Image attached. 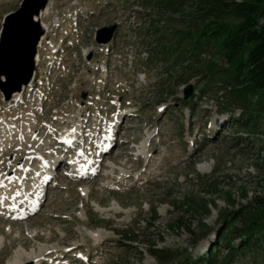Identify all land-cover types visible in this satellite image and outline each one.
Returning a JSON list of instances; mask_svg holds the SVG:
<instances>
[{
	"label": "rangeland",
	"instance_id": "374dc122",
	"mask_svg": "<svg viewBox=\"0 0 264 264\" xmlns=\"http://www.w3.org/2000/svg\"><path fill=\"white\" fill-rule=\"evenodd\" d=\"M21 1L0 0V31ZM208 4L51 0L31 84L20 100L0 90V264L17 254L28 264L206 258L233 212L264 197V117L246 118L217 47L179 40ZM71 129L72 145L60 143ZM73 150L89 162L84 174Z\"/></svg>",
	"mask_w": 264,
	"mask_h": 264
},
{
	"label": "trees",
	"instance_id": "16d2710c",
	"mask_svg": "<svg viewBox=\"0 0 264 264\" xmlns=\"http://www.w3.org/2000/svg\"><path fill=\"white\" fill-rule=\"evenodd\" d=\"M207 1L209 4L201 13L203 20L195 19L179 40L188 37L186 42L195 51L217 47L229 65L221 70L226 71L223 81L229 83L244 107L251 109L245 113L246 118L264 117V0ZM215 71L218 70L211 73ZM250 97L255 98L253 103ZM217 238L208 257H188L178 264H231L247 256L264 260V197H259L253 208L235 210ZM221 247L226 252L219 259ZM150 251L159 259L162 254L166 256L157 248Z\"/></svg>",
	"mask_w": 264,
	"mask_h": 264
},
{
	"label": "water",
	"instance_id": "95a60500",
	"mask_svg": "<svg viewBox=\"0 0 264 264\" xmlns=\"http://www.w3.org/2000/svg\"><path fill=\"white\" fill-rule=\"evenodd\" d=\"M50 5L51 0H22L18 9L4 16L0 31V90L7 101L18 97L34 78L38 47L47 34L42 18ZM116 29L117 24L100 28L97 41L110 42ZM190 92L188 86L185 97Z\"/></svg>",
	"mask_w": 264,
	"mask_h": 264
},
{
	"label": "bare ground",
	"instance_id": "6f19581e",
	"mask_svg": "<svg viewBox=\"0 0 264 264\" xmlns=\"http://www.w3.org/2000/svg\"><path fill=\"white\" fill-rule=\"evenodd\" d=\"M50 8L51 6H48V8L46 9V11L44 12L43 14V17H46L48 15V13L50 12ZM46 25V24H45ZM47 26V25H46ZM44 40V39H43ZM12 77V76H11ZM8 82L5 84L7 85ZM21 94L16 97V100H20L21 98ZM72 131H69V132H65L64 134L61 135L60 137V143H69L72 141V139H74V132L73 129H71ZM109 138V137H108ZM108 141H112L111 139L107 140ZM74 142V141H73ZM106 142V143H107ZM111 144V143H110ZM110 144H103V150H106L108 149L109 145ZM66 146V145H65ZM65 149V148H64ZM112 150V149H111ZM83 155H81V152L79 151V153L76 154V157H74L72 159V163L73 165L75 166V168L78 170V174L77 175H80L82 174L83 172H85L87 169V167L89 166V162L84 160ZM62 161V160H61ZM51 174H46L44 177H43V182L45 184V192L47 191V186H48V182H49V178H50ZM42 193L43 195L46 194V193ZM42 195L40 193H37L34 197L31 198V205L33 208H37L39 203L42 201ZM2 238H0V247L3 245L2 244ZM41 254V253H40ZM34 257V256H33ZM27 260V261H26ZM30 263L29 259L28 258H25V259H21V257L17 254L14 256V259L10 260L7 264H28Z\"/></svg>",
	"mask_w": 264,
	"mask_h": 264
}]
</instances>
